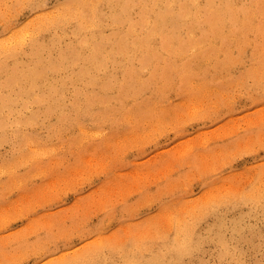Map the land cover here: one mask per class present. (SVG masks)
I'll return each instance as SVG.
<instances>
[{"label": "rangeland", "instance_id": "1", "mask_svg": "<svg viewBox=\"0 0 264 264\" xmlns=\"http://www.w3.org/2000/svg\"><path fill=\"white\" fill-rule=\"evenodd\" d=\"M64 1L0 0V35L25 30L23 52L44 41L36 52L42 63L58 61L66 46L53 45L50 34L68 33L65 40L73 41L83 32L80 15L65 10L67 24L60 23L72 26L67 32L53 27L63 12L30 23ZM259 20L264 28V17ZM40 22L52 31L37 35ZM236 31L229 41H236ZM236 42L227 67L206 59L192 64L187 80L174 77L163 87L161 103L153 98L162 78L145 88L141 98L150 95L159 112H141L138 123L121 117L134 98L124 100L119 114L83 116L79 133L47 126L57 114L38 110L36 118L43 117L20 138L12 130L16 120L7 119L0 141V264H122L134 252L151 254L156 264H264V80L251 73L243 81L221 77L264 57V37L251 31ZM70 78L52 79L56 87L69 86L59 101L65 109L75 100L73 87L81 97L90 88ZM185 89L193 94L183 95ZM186 219L195 224L184 242L197 247L168 262L182 239L176 226Z\"/></svg>", "mask_w": 264, "mask_h": 264}, {"label": "bare ground", "instance_id": "2", "mask_svg": "<svg viewBox=\"0 0 264 264\" xmlns=\"http://www.w3.org/2000/svg\"><path fill=\"white\" fill-rule=\"evenodd\" d=\"M66 9L73 12L75 9L80 15L77 26L83 32L79 35L78 31L73 41L65 40L68 33L59 36L56 32L50 34L53 45L58 43L66 46L61 49L58 61L53 58L42 63V57L36 52L45 46L44 41L36 40L34 51L23 52L24 41L21 37L25 30L0 35V141L6 136L9 125L6 120L9 118L16 120L12 130L20 138H24L23 128L32 127L43 117L40 114V118H36L35 112L38 110L48 117L57 114V119L47 126L59 131L76 127L73 131L79 133L83 130V116L104 118L109 116L112 109L115 114H119L124 100L128 98H134V105L125 108L121 117L128 115L130 124L138 123L136 121L141 118L138 116L141 112L147 117L159 112L154 109L158 104H154L156 101L153 102V99L159 103L163 101V87L170 86L174 77L187 80L193 74L192 64L206 59L213 65L227 67L231 59L228 50L238 45L237 40L244 39L251 31L264 37V28L260 26L259 20L264 17V0H65L53 11L48 9L35 17L30 24L35 20H51L63 12L53 20L57 21L53 27L56 31L67 32L72 26L66 25L64 28L60 23L67 24ZM36 26L37 35L52 31L43 22ZM107 29L110 30L108 34L105 33ZM236 30V41H229ZM225 49L226 53L223 52ZM19 52L23 53L21 57L17 56ZM219 52L224 56L218 57ZM5 54L6 58L1 59ZM78 59L80 61H76ZM77 63L81 64L76 74H73L71 67ZM263 63L264 57H259L238 75L232 73L221 77H235L243 81L251 73L258 82L262 78L264 80V74H258L260 68L264 69ZM255 67L260 68L253 73L251 68ZM144 71H148V74L143 77ZM62 73L71 77V83L77 78L90 87L82 97L80 92L83 91L77 86L73 87L71 91L75 100L70 101L67 109L59 101L64 99L69 86L56 87L59 83L52 80ZM160 78L163 82L160 89L156 88L155 97L152 99L149 95L141 98V92L150 85H157ZM189 91L185 89L181 93L184 95ZM114 99L118 104L110 108V102ZM46 103L48 105L42 107ZM95 104L98 105L92 108ZM24 109L29 110V113L24 112ZM24 156L27 157L26 154ZM215 204L222 206L224 203L218 201ZM194 224L186 219L183 225L176 226V233H180L182 239L177 246L171 247L174 256H170L168 262L172 263L174 257L177 260L183 255L187 258L188 253L197 247V242H184L190 240ZM123 256L127 258L122 264H156L151 254L141 252L138 255L134 252L131 256ZM108 263L109 260L104 264Z\"/></svg>", "mask_w": 264, "mask_h": 264}]
</instances>
